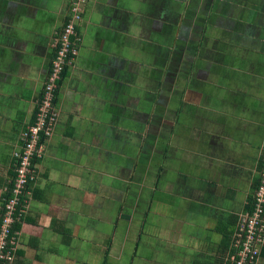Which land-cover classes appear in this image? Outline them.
I'll return each instance as SVG.
<instances>
[{"label":"crops","instance_id":"0c3cea01","mask_svg":"<svg viewBox=\"0 0 264 264\" xmlns=\"http://www.w3.org/2000/svg\"><path fill=\"white\" fill-rule=\"evenodd\" d=\"M71 1L0 0V200ZM79 1L12 264H229L261 171L264 0Z\"/></svg>","mask_w":264,"mask_h":264},{"label":"built area","instance_id":"2783aa9c","mask_svg":"<svg viewBox=\"0 0 264 264\" xmlns=\"http://www.w3.org/2000/svg\"><path fill=\"white\" fill-rule=\"evenodd\" d=\"M82 18L79 0L71 1L61 28L52 39V58L45 85L40 93L33 121L19 134V145L13 154V176L0 200V264H12L16 254L17 230L27 206L29 185L38 177L39 160L45 156L46 141L56 123L58 83L64 70L70 68L80 44L78 24ZM264 248V145L261 149V171L248 210L241 214L232 239L229 264H256Z\"/></svg>","mask_w":264,"mask_h":264},{"label":"trees","instance_id":"16d2710c","mask_svg":"<svg viewBox=\"0 0 264 264\" xmlns=\"http://www.w3.org/2000/svg\"><path fill=\"white\" fill-rule=\"evenodd\" d=\"M18 226H19V223H16V224H15V226H14V228H16V229H17V228H18Z\"/></svg>","mask_w":264,"mask_h":264}]
</instances>
